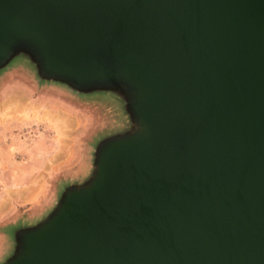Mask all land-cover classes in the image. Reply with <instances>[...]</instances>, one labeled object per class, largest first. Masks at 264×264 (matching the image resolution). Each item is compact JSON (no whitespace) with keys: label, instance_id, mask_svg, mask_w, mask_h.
<instances>
[{"label":"water","instance_id":"obj_1","mask_svg":"<svg viewBox=\"0 0 264 264\" xmlns=\"http://www.w3.org/2000/svg\"><path fill=\"white\" fill-rule=\"evenodd\" d=\"M16 64L122 119L0 264H264V0H0Z\"/></svg>","mask_w":264,"mask_h":264},{"label":"rangeland","instance_id":"obj_2","mask_svg":"<svg viewBox=\"0 0 264 264\" xmlns=\"http://www.w3.org/2000/svg\"><path fill=\"white\" fill-rule=\"evenodd\" d=\"M122 119L109 97L41 85L24 65L0 76V260L11 230L33 222L89 169L94 143Z\"/></svg>","mask_w":264,"mask_h":264}]
</instances>
